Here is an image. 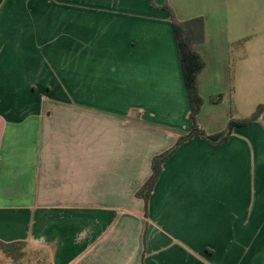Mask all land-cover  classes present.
I'll return each mask as SVG.
<instances>
[{
  "label": "crops",
  "instance_id": "1",
  "mask_svg": "<svg viewBox=\"0 0 264 264\" xmlns=\"http://www.w3.org/2000/svg\"><path fill=\"white\" fill-rule=\"evenodd\" d=\"M153 2L204 20L198 127L264 105V0ZM189 110L170 15L149 0H0V242L39 264H264V112L223 144L182 142L147 217L134 196Z\"/></svg>",
  "mask_w": 264,
  "mask_h": 264
},
{
  "label": "trees",
  "instance_id": "2",
  "mask_svg": "<svg viewBox=\"0 0 264 264\" xmlns=\"http://www.w3.org/2000/svg\"><path fill=\"white\" fill-rule=\"evenodd\" d=\"M149 3L151 7L160 8L161 10L168 12L170 15L182 76L189 101V119L192 123V128L191 132L184 137H180L177 143L171 149L152 158L150 165L151 174L134 194L136 198L143 201L146 217L149 199L156 180L161 173L162 166L182 142L193 137H197L205 139L213 144H223L228 140L234 128L238 126L250 125L251 123L258 120L260 115L264 112V105H258L255 111L247 119L240 121L231 120L224 131L213 135H207L200 127H198L197 116L203 105V100L198 93L197 75L203 70L204 62L200 55L193 49V45L202 40L204 20L202 17H197L187 21H178L174 17V14L169 6L162 5L157 7L154 5L153 0H149ZM26 245L27 243L22 241H15L11 243L0 242V250L3 255L10 260L11 264H23V262L31 261L29 256L27 257V254L25 256L24 249ZM33 254L34 252H32L31 257L34 259L35 254Z\"/></svg>",
  "mask_w": 264,
  "mask_h": 264
},
{
  "label": "rangeland",
  "instance_id": "3",
  "mask_svg": "<svg viewBox=\"0 0 264 264\" xmlns=\"http://www.w3.org/2000/svg\"><path fill=\"white\" fill-rule=\"evenodd\" d=\"M21 1H23L24 3L26 2V4H27V0H21ZM28 8H30L29 6H25V7H23L22 9L21 8H19L20 10L18 11V9L14 6L13 7V9H17V11H14L15 13H18V15L20 16V17H24V16H26V13L28 12L27 11V9ZM24 9V10H23ZM1 13H6V9H5V7L1 10ZM28 15V14H27ZM257 31H258V33L259 34H261V33H263L264 32V14H263V18H262V16L260 17V22H259V28L257 29ZM263 31V32H262ZM258 40H259V43H258V45L259 46H261L262 44L260 43V41H261V39L260 38H258ZM261 57H263V56H261ZM218 109H222V108H218ZM219 111H221V110H219ZM251 115V113H241L240 112V118H242V120H244V119H247L249 116ZM32 249L33 248H31V247H29L28 245H26V247H25V249H24V251H25V256H26V254H27V257L29 256V258H30V260L31 261H28V262H23V264H39V262H42V261H40L41 259L37 256L38 254L37 253H35L34 252V259L31 257V255H32ZM29 253H30V255H29ZM2 252H1V250H0V259H1V256H2ZM27 259V258H26ZM0 264H11V262H10V260L8 259V258H6L4 255L2 256V261H0Z\"/></svg>",
  "mask_w": 264,
  "mask_h": 264
}]
</instances>
